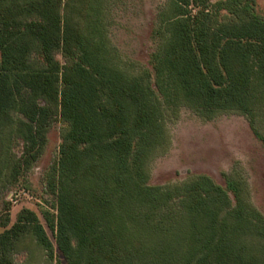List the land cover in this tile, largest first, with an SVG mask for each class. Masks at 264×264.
Masks as SVG:
<instances>
[{
	"label": "trees",
	"instance_id": "16d2710c",
	"mask_svg": "<svg viewBox=\"0 0 264 264\" xmlns=\"http://www.w3.org/2000/svg\"><path fill=\"white\" fill-rule=\"evenodd\" d=\"M99 6L0 0V181L12 134L36 159L51 118L63 125L46 182L56 200L54 243L24 209L9 228V218L0 223V264H19L28 238L49 264H264V217L240 184L196 176L163 188L149 185L147 172L162 143V102L204 117L237 111L252 127L264 110L257 0H170L150 69L133 75L112 60Z\"/></svg>",
	"mask_w": 264,
	"mask_h": 264
},
{
	"label": "rangeland",
	"instance_id": "374dc122",
	"mask_svg": "<svg viewBox=\"0 0 264 264\" xmlns=\"http://www.w3.org/2000/svg\"><path fill=\"white\" fill-rule=\"evenodd\" d=\"M98 3L101 31L113 52L114 63L131 75L139 66L150 69V57L163 42L154 33L171 12L170 0H98ZM257 10L264 15V0H257ZM55 57L64 63L61 54ZM13 119L23 120L19 115ZM48 125L45 145L36 148L40 152L36 159H32L35 151L23 154L25 144L20 136H8L6 165L0 181V223L9 218V228L20 211L30 210L54 243L50 224L55 223L56 200L46 182L58 160L63 125L57 116ZM161 127L162 143L147 165L149 185L178 187L193 177L206 176L225 188L228 177L240 184L243 200L264 217V110L255 113L252 127L249 118L237 111L204 117L183 103L169 107L162 102ZM13 168L17 172L14 180ZM23 190L29 198L22 196ZM15 195L19 197L15 199ZM229 196L233 201L232 195ZM15 259L19 264H49L29 238L19 245Z\"/></svg>",
	"mask_w": 264,
	"mask_h": 264
},
{
	"label": "built area",
	"instance_id": "2783aa9c",
	"mask_svg": "<svg viewBox=\"0 0 264 264\" xmlns=\"http://www.w3.org/2000/svg\"><path fill=\"white\" fill-rule=\"evenodd\" d=\"M22 196L25 198H29L28 193L25 192L24 190L22 191ZM19 197V195H15L14 198L17 199Z\"/></svg>",
	"mask_w": 264,
	"mask_h": 264
}]
</instances>
